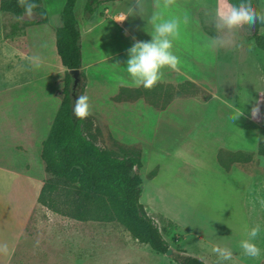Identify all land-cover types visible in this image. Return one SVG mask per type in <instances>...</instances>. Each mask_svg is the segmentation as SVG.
Instances as JSON below:
<instances>
[{"label":"rangeland","instance_id":"374dc122","mask_svg":"<svg viewBox=\"0 0 264 264\" xmlns=\"http://www.w3.org/2000/svg\"><path fill=\"white\" fill-rule=\"evenodd\" d=\"M219 2L181 0L175 3L179 19L187 20L174 40L179 64L192 77L211 80L194 86L185 79L176 84L157 83L151 89L138 87L156 106L167 104L180 92L184 98L194 97L177 101L174 104L177 109L165 115L164 122L170 127L156 124L155 115L144 108V104H149L145 97L137 98L135 92L126 91L120 96L139 101L140 110L133 115L136 119L133 128L123 125V121L117 123L120 112L104 105L102 109H109L108 113H90L92 122L87 135L117 156L131 149L140 150L142 166L138 171L144 187L140 200L169 247L174 249V257L185 252L207 264H264V181L245 193L244 199L241 187L226 185L212 193L213 181L221 183L223 177L221 172L216 173L220 169L218 155L220 161L229 162L225 147L241 141L235 132L244 135L245 141L257 136L255 131L244 134L242 128L246 120L230 119L234 113L225 108L241 101L235 94L240 95L242 88L251 91L249 105L260 107L254 118L264 122V51L255 45L249 33H244L243 25L231 32L214 27L207 13H213L210 6ZM145 7L147 5H141V9ZM260 7L264 11V0H260ZM165 10L173 12V8ZM151 13L146 8L137 21L141 31L138 36L142 40L151 38L147 32L151 31L147 25ZM57 15L52 12L53 22L60 20ZM30 18L37 19L38 15ZM198 18L203 20L205 32L222 41L221 47H208V39L201 37L198 31ZM5 21L7 26L17 29L18 17L13 15ZM64 78L65 74L63 87ZM215 90L218 99H209ZM240 105L244 109L249 107L243 100ZM105 116L114 119L118 128L123 126L119 132L132 137L134 143H121L116 139L104 122ZM183 124L184 129L174 127ZM254 225L260 226L254 242L261 252L256 257H247L239 249L238 241L246 238L247 230ZM214 246L229 248L231 258L218 261L217 253L212 250ZM174 257L157 253L147 244L138 242L117 220L81 222L38 204L8 264H176Z\"/></svg>","mask_w":264,"mask_h":264},{"label":"crops","instance_id":"0c3cea01","mask_svg":"<svg viewBox=\"0 0 264 264\" xmlns=\"http://www.w3.org/2000/svg\"><path fill=\"white\" fill-rule=\"evenodd\" d=\"M65 1L41 0L48 22L29 25L26 21L31 18L22 16L18 19L17 29L7 26L8 22L5 21L13 14L0 10L2 20L0 25V264H8L14 256L29 219L38 206V196L47 177L41 152L43 142L50 133L52 122L61 104L57 91L63 87L65 67L57 52L56 32L62 25L61 11ZM177 1L181 0H141L144 2L141 5H147L141 9V13L148 8L149 12L160 11L165 17L175 16L179 19L175 5ZM86 2L87 0H77L74 13L81 32L82 67L86 75L85 94L89 96L90 113L106 114L109 109L102 107L107 105L108 108L120 112L117 123L123 121V125L129 124L132 129L136 122L133 115L140 110L137 105L139 101H117L115 97L121 87L131 89L138 87L130 82L122 68H117L113 63L119 61L120 66H124L127 49L135 41L142 40L138 36L141 31L140 23L137 22L141 14L136 11L135 0L106 1L101 3L92 14L85 12ZM216 5L210 6L213 13ZM128 7L133 8V14L123 21H118ZM165 8L170 10L173 8V12H166ZM199 10L202 14V8ZM53 11L60 16V20L53 22ZM213 13L212 11L207 13L212 21H214ZM179 20L180 26L187 24L186 18ZM198 20H200L198 31L201 37L204 36L206 39L212 37L205 32L203 20L199 18ZM32 56H39L38 65L29 60ZM178 67V71L166 69L158 83L176 84L186 79L195 84L211 80L194 78L183 69V66L179 64ZM237 94L235 96H239L241 101H238L237 105L232 102L230 108H225L232 113L243 110L241 117L246 120L242 128L244 134L255 131L257 136L252 141H245L244 135L235 132L241 141L225 147L229 152V162L220 161L218 155L217 164L220 169L216 173L221 172L223 177L220 178L221 183L213 181L212 193H216L217 187L226 185L241 187L242 199H244L245 193L264 181V154L258 153L259 145L264 141L258 139L264 137V122L251 115L253 105L248 103L251 91L242 88L241 94ZM217 97L216 91L209 99H218ZM193 98L181 96L170 100L162 108L149 104H144V108L155 115L157 125L170 127L169 123L164 122L167 120L165 115L177 109L174 106L177 101L193 100ZM242 100L249 106L247 109L241 108ZM104 122L121 143H134L132 137L124 136L119 132L123 126L118 128L114 119L105 116ZM185 126L183 124L174 127L184 129Z\"/></svg>","mask_w":264,"mask_h":264},{"label":"trees","instance_id":"16d2710c","mask_svg":"<svg viewBox=\"0 0 264 264\" xmlns=\"http://www.w3.org/2000/svg\"><path fill=\"white\" fill-rule=\"evenodd\" d=\"M76 1H65L61 11L62 25L56 32L57 52L66 70L65 85L57 91L61 98L60 108L42 146L41 158L47 177L37 202L54 213L81 222L117 220L138 242L147 244L157 253L165 254L169 244L140 200L143 192V181L138 171L142 166L140 150L131 149L122 156L112 154L87 135V129L92 122L91 115L81 120L73 113L76 96L85 94L86 91L81 32L74 13ZM106 1L110 0H87L84 10L92 14ZM232 2L235 3L237 0ZM36 3L38 7L33 10V14L38 15V18L27 20L26 23L29 25L48 22L41 0H36ZM253 3L259 11H263L260 0H253ZM0 10L16 17L23 16L20 0H0ZM243 26L246 28L244 33H249L255 45L264 51L262 34L264 23ZM74 69L80 71L81 78L75 97L72 96V77L69 73ZM189 83L194 86L193 82ZM126 91L135 92L137 98L147 96L142 93L141 88L121 87L115 99L131 100L120 96ZM181 96H183L181 92L176 93L172 99ZM146 100L157 108L166 105L156 106L153 101L148 98ZM258 153L264 154V141L260 143ZM173 261L176 264H207L185 252L174 257Z\"/></svg>","mask_w":264,"mask_h":264},{"label":"clouds","instance_id":"9594fccd","mask_svg":"<svg viewBox=\"0 0 264 264\" xmlns=\"http://www.w3.org/2000/svg\"><path fill=\"white\" fill-rule=\"evenodd\" d=\"M23 8V16L31 17L33 10L38 7L36 0H20ZM137 10L141 13V0H135ZM133 14V8L128 7L120 16L118 21H123L127 16ZM214 27L218 31L231 32L244 24L264 23V11H259L253 0H220L214 9ZM22 17H18L21 19ZM147 25L151 31H147L151 37L149 40H137L127 49V59L124 66H120L119 61L113 63L117 68H122L128 79L135 86H142L144 89H151L162 78L164 71L179 70V57L174 51V40L179 34L180 20L175 17H165L159 11H153L148 17ZM146 31V29H145ZM222 46V41L218 37H209L208 47L218 48ZM29 60L38 65L39 56L29 57ZM89 96L80 94L76 96L73 113L83 120L90 114ZM259 108L253 105L251 115L254 117ZM243 115V110H237L230 119L237 120ZM264 139V137H258ZM259 225H254L247 230L246 238L238 241L239 249L244 256L256 257L260 255L261 249L254 242ZM217 253L218 261L228 260L232 256V251L227 247L214 246L212 249Z\"/></svg>","mask_w":264,"mask_h":264},{"label":"water","instance_id":"95a60500","mask_svg":"<svg viewBox=\"0 0 264 264\" xmlns=\"http://www.w3.org/2000/svg\"><path fill=\"white\" fill-rule=\"evenodd\" d=\"M69 73L72 77V86H71L72 96L75 97V91L77 90V88L79 87L80 82H81L80 71L74 69V70H70ZM165 255L168 257H174L175 256L174 249L172 247H169L167 249Z\"/></svg>","mask_w":264,"mask_h":264}]
</instances>
